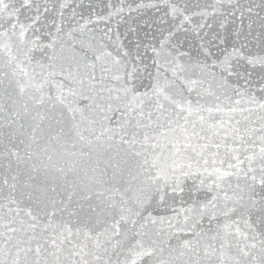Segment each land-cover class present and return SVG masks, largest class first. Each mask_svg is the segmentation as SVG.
I'll return each mask as SVG.
<instances>
[{
    "label": "snow or ice",
    "instance_id": "1",
    "mask_svg": "<svg viewBox=\"0 0 264 264\" xmlns=\"http://www.w3.org/2000/svg\"><path fill=\"white\" fill-rule=\"evenodd\" d=\"M0 264H264V0H0Z\"/></svg>",
    "mask_w": 264,
    "mask_h": 264
}]
</instances>
